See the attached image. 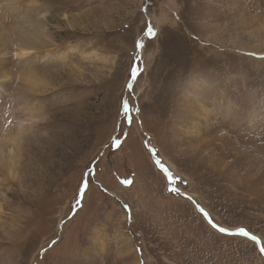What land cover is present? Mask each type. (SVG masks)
<instances>
[{
  "label": "rangeland",
  "instance_id": "rangeland-1",
  "mask_svg": "<svg viewBox=\"0 0 264 264\" xmlns=\"http://www.w3.org/2000/svg\"><path fill=\"white\" fill-rule=\"evenodd\" d=\"M0 77V264H264V0H0Z\"/></svg>",
  "mask_w": 264,
  "mask_h": 264
},
{
  "label": "bare ground",
  "instance_id": "bare-ground-1",
  "mask_svg": "<svg viewBox=\"0 0 264 264\" xmlns=\"http://www.w3.org/2000/svg\"><path fill=\"white\" fill-rule=\"evenodd\" d=\"M36 29H38V28H36ZM37 32H38V30H37ZM43 32H45V31H43ZM39 33H40V29H39ZM42 37H43V35H42ZM26 39L28 41L29 47H33L36 44H37V47H39L40 45L43 44V40H41L38 37V35L30 36L29 39L26 37ZM29 51H31V50L27 49L25 47H21L15 53L16 60L21 64L20 76L22 77V82L20 84V89L19 90H21V92H23V94H26L27 96H35V95L38 94L37 92H41L45 88V83H44L45 79L41 75L42 74L41 70L48 66V63H44L43 62L44 60H48V56L46 54L41 53V52H38L36 54H29ZM52 57H50V61L52 62L53 65H55L57 63L55 61L56 59L52 58ZM0 83H1V77H0ZM198 93H202L204 97L208 96V95L204 94V92H201V91H199ZM15 97H16V94L13 95V98H15ZM200 102L201 101H199V103ZM196 103H197V101H196ZM197 105H198V103H197ZM209 107H210V105H209ZM198 109H199V107L197 106V108H196V110L194 111V114H193L194 115V123L195 124L204 123L202 118L204 117L205 114L203 115L202 112L205 111L206 109L203 110V108H200L201 112L200 111L197 112ZM207 110H208V108H207ZM201 113H202V115H201ZM209 119H210V117H209ZM20 125H21V122L18 123L17 127H20ZM6 141L10 142V144L7 146V148H8L7 152H8L9 157L11 158L12 161H15L16 163H18L19 162V160H18L19 159V153H18L19 148H17L15 146V144L19 142L20 143L19 147H20L22 145V143H23L22 137L13 136V137H10V138H6ZM257 148H258V150L254 149L251 152V156H252V159L258 158V161H256V162L259 163L261 157L264 155V142L261 141ZM227 170H228L227 168L221 169V171H224V172L227 171ZM224 176L225 175H223V177ZM238 176L241 177L242 183H243V180L245 181L246 184L249 182V180H253V183L251 184V187H249V188H251V192H254L255 186L258 183L262 182V177L256 176L253 179L249 174H244V175H239L238 174Z\"/></svg>",
  "mask_w": 264,
  "mask_h": 264
},
{
  "label": "snow or ice",
  "instance_id": "snow-or-ice-1",
  "mask_svg": "<svg viewBox=\"0 0 264 264\" xmlns=\"http://www.w3.org/2000/svg\"><path fill=\"white\" fill-rule=\"evenodd\" d=\"M147 32L149 35H154V32H153V29H152V26L151 24L149 23L148 24V27H147ZM137 47H142V44L141 43H138L137 44ZM137 68H138V65H135L132 67V70H131V79L134 81L138 75V72H137ZM129 88H131V85H129ZM123 110H124V113L125 115H127L128 111H129V108H128V103L127 101H124L123 103ZM131 123V120L129 119V124ZM127 137H125L126 139ZM115 143L117 144V146L120 145V143H122V141H120L119 138L116 139ZM156 164L159 165V167L161 168V170L166 173V176H167V179L169 181H173L175 180V177H173V174L168 170V168H166L163 163L159 160L156 161ZM124 183L126 185H131L132 181H128V180H125ZM87 188V181H83L82 182V188H81V195L83 194V191ZM172 191H175V189H172ZM77 203L79 204L80 203V200L78 199L77 200ZM201 211L203 212V209H201ZM204 215L208 216V223L210 224V226L213 228V229H216L218 230L219 232L221 233H227L228 232V229H225L224 227H221L219 225H217L212 219L211 217L209 216V214L207 213H204ZM240 234L243 235V236H248L249 233L247 230L245 229H240L239 230ZM253 241H257L258 240V237L256 236H252L251 237ZM55 243V242H53ZM259 251L261 252V254H264V247H261L259 249Z\"/></svg>",
  "mask_w": 264,
  "mask_h": 264
}]
</instances>
